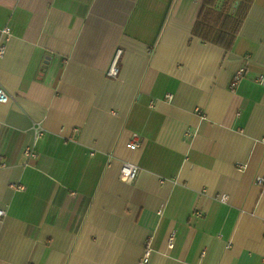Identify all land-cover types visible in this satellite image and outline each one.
I'll return each instance as SVG.
<instances>
[{"label":"crops","instance_id":"crops-1","mask_svg":"<svg viewBox=\"0 0 264 264\" xmlns=\"http://www.w3.org/2000/svg\"><path fill=\"white\" fill-rule=\"evenodd\" d=\"M205 2L0 0V264H264V0L228 49Z\"/></svg>","mask_w":264,"mask_h":264},{"label":"trees","instance_id":"trees-1","mask_svg":"<svg viewBox=\"0 0 264 264\" xmlns=\"http://www.w3.org/2000/svg\"><path fill=\"white\" fill-rule=\"evenodd\" d=\"M236 2H239V6L233 15L231 12ZM252 3L253 0H224L220 6L219 0H206L195 25L194 35L207 43L228 49Z\"/></svg>","mask_w":264,"mask_h":264},{"label":"built area","instance_id":"built-area-1","mask_svg":"<svg viewBox=\"0 0 264 264\" xmlns=\"http://www.w3.org/2000/svg\"><path fill=\"white\" fill-rule=\"evenodd\" d=\"M11 38V29L9 27H5L0 29V58L4 57L7 53V45ZM122 51H118L116 55V59L114 61L113 66L109 71V76L113 78H117L119 76L118 71V61L120 59ZM245 77V69L241 68L234 75L232 81V87L235 88L239 85L241 80ZM260 84H264V77L259 79ZM11 99V96L7 93V91L0 85V103H8ZM37 137L43 135L44 130L41 127L36 128ZM142 146V138L139 134L134 133L131 137L129 148L131 150H137ZM24 155L29 159H37L38 153L33 148H26L24 150ZM140 168L132 163L124 162L122 163L121 171H120V180L124 183L132 184L134 183L139 175ZM263 179H258L259 183H262ZM220 201L223 203H227L229 197L227 195H222L219 197ZM6 215V211L4 209H0V219H2ZM174 235L171 237L170 246L173 245Z\"/></svg>","mask_w":264,"mask_h":264}]
</instances>
